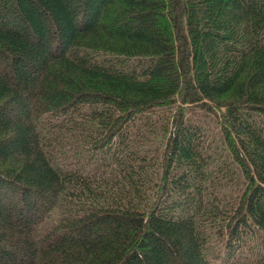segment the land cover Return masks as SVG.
Returning <instances> with one entry per match:
<instances>
[{
	"label": "trees",
	"instance_id": "1",
	"mask_svg": "<svg viewBox=\"0 0 264 264\" xmlns=\"http://www.w3.org/2000/svg\"><path fill=\"white\" fill-rule=\"evenodd\" d=\"M0 264H264V0H0Z\"/></svg>",
	"mask_w": 264,
	"mask_h": 264
}]
</instances>
